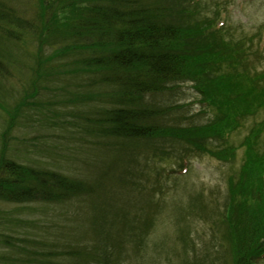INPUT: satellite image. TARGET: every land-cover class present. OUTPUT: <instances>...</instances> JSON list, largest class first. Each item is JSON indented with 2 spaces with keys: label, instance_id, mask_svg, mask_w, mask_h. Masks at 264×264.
I'll return each mask as SVG.
<instances>
[{
  "label": "trees",
  "instance_id": "1",
  "mask_svg": "<svg viewBox=\"0 0 264 264\" xmlns=\"http://www.w3.org/2000/svg\"><path fill=\"white\" fill-rule=\"evenodd\" d=\"M182 3L0 0V204L49 208L29 218L0 215V264H111L98 236L107 224L96 206L102 193L91 158L139 141H154L158 158L171 156L177 145L179 159L192 152L231 162L244 149L238 173L228 179L230 201L221 218L228 248L219 260L258 264L264 255V70L250 59V40L226 39L225 28L211 27L213 18L190 15ZM257 55L264 61V52ZM186 83L206 119L167 123L166 109L152 99ZM54 97L75 113L70 126L84 155L75 159L77 173L15 143L30 112ZM249 120L235 144L233 134ZM30 227L37 230L21 232Z\"/></svg>",
  "mask_w": 264,
  "mask_h": 264
},
{
  "label": "rangeland",
  "instance_id": "2",
  "mask_svg": "<svg viewBox=\"0 0 264 264\" xmlns=\"http://www.w3.org/2000/svg\"><path fill=\"white\" fill-rule=\"evenodd\" d=\"M193 2L196 7L195 4L190 7L189 0H183L182 7L190 11V15L195 11L200 15L206 13L214 20L213 29L217 21L223 22L226 39L250 40V59L259 71L264 70V61L255 57L258 51L264 52V0ZM204 4L203 12L200 6ZM191 87L190 83L180 84L152 99L166 109L167 123L188 125L191 121H205L204 107ZM57 101L54 97L51 104L42 103L34 114L30 112L28 121L14 133L21 139L15 143L19 142L21 151L32 150L34 158L44 157L49 163L53 160L62 165L66 173H77L79 163L75 159L82 160L84 156L77 150L79 143L70 126L77 120L71 109L56 104ZM55 112L59 115L57 118H53ZM251 124V120L246 121L233 134L235 144L240 143ZM164 141L162 145L168 150L170 142ZM261 142L264 143V133ZM29 144L36 147H26ZM153 145L154 141H139L125 150L108 156L98 153L96 160L91 158L90 173L93 172L92 176L99 183L97 189L102 193L101 204L96 206L102 209L105 214L102 218L107 224L101 227L98 235L102 250L111 253V264H182L183 261L222 264L219 257L226 254L228 248L226 222L221 221L225 205L228 207L230 201L228 179L238 173L244 149H238L231 162L198 153L181 161L178 156L182 149L177 145L169 149L171 156L159 158L153 155ZM184 166L186 170L181 171ZM48 210L39 207L24 210L19 204H0V215L5 219L6 215L18 218L44 215ZM6 222L8 226L9 219ZM34 230L37 229L30 227L21 232ZM258 264H264V258Z\"/></svg>",
  "mask_w": 264,
  "mask_h": 264
}]
</instances>
